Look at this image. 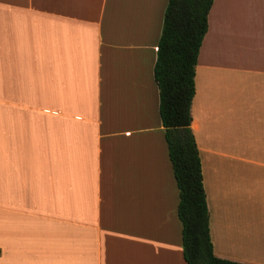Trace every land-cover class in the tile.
<instances>
[{
    "label": "crops",
    "instance_id": "0c3cea01",
    "mask_svg": "<svg viewBox=\"0 0 264 264\" xmlns=\"http://www.w3.org/2000/svg\"><path fill=\"white\" fill-rule=\"evenodd\" d=\"M168 1L0 0V264H187ZM195 83L214 252L264 264V0H214Z\"/></svg>",
    "mask_w": 264,
    "mask_h": 264
},
{
    "label": "trees",
    "instance_id": "16d2710c",
    "mask_svg": "<svg viewBox=\"0 0 264 264\" xmlns=\"http://www.w3.org/2000/svg\"><path fill=\"white\" fill-rule=\"evenodd\" d=\"M214 0H169L154 76L169 156L180 192L183 254L187 264H247L219 257L211 237L202 164L192 129L196 67Z\"/></svg>",
    "mask_w": 264,
    "mask_h": 264
}]
</instances>
